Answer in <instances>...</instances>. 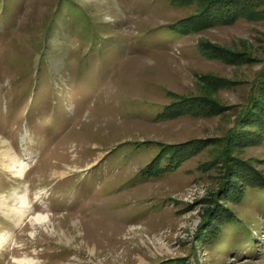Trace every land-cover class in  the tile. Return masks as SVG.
<instances>
[{
	"label": "rangeland",
	"instance_id": "374dc122",
	"mask_svg": "<svg viewBox=\"0 0 264 264\" xmlns=\"http://www.w3.org/2000/svg\"><path fill=\"white\" fill-rule=\"evenodd\" d=\"M263 189L264 0H0V264H264Z\"/></svg>",
	"mask_w": 264,
	"mask_h": 264
},
{
	"label": "trees",
	"instance_id": "16d2710c",
	"mask_svg": "<svg viewBox=\"0 0 264 264\" xmlns=\"http://www.w3.org/2000/svg\"><path fill=\"white\" fill-rule=\"evenodd\" d=\"M168 27L170 28V31L174 30V34H171L172 38H176L179 33L183 34L184 32L191 31L193 28L187 21L185 20H179L176 23L169 24ZM164 112H170L172 114H176L177 111H175V108H171L168 104L164 108ZM170 115V114H169ZM190 155V152L183 147H178V145L174 146H168L165 144H161L159 147L158 154L152 159V163L148 164L146 166L145 172H149L152 174H161L163 171L170 170L174 167H177L181 162L185 161ZM264 190V189H263ZM230 222L228 223L229 225L235 224L238 219L235 217H231L229 219ZM219 225V220H217L213 225L209 227L208 230L204 232V238H211L215 235H217ZM249 239V236L246 237V239ZM245 239V240H246Z\"/></svg>",
	"mask_w": 264,
	"mask_h": 264
},
{
	"label": "bare ground",
	"instance_id": "6f19581e",
	"mask_svg": "<svg viewBox=\"0 0 264 264\" xmlns=\"http://www.w3.org/2000/svg\"><path fill=\"white\" fill-rule=\"evenodd\" d=\"M7 148V147H6ZM2 150V149H1ZM3 153H5V152H3ZM18 161V160H17ZM15 165V164H14ZM27 164L25 163V162H22V168L23 167H25ZM37 219L40 221V223L41 222H45V221H47V222H49V224L52 222L51 220H52V218L48 215V214H46V215H38L37 216ZM49 227V226H48ZM47 228V227H46Z\"/></svg>",
	"mask_w": 264,
	"mask_h": 264
}]
</instances>
